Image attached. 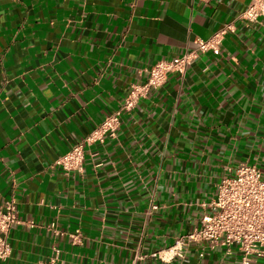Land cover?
<instances>
[{
	"label": "crops",
	"instance_id": "obj_1",
	"mask_svg": "<svg viewBox=\"0 0 264 264\" xmlns=\"http://www.w3.org/2000/svg\"><path fill=\"white\" fill-rule=\"evenodd\" d=\"M249 3L0 0V204L15 200L20 219L0 264H43L54 245L58 264H240L236 248L203 243L162 256L198 227L223 176L264 169V19L240 18ZM229 23L220 53L169 74L115 137L86 146L83 173L57 164L158 60Z\"/></svg>",
	"mask_w": 264,
	"mask_h": 264
},
{
	"label": "built area",
	"instance_id": "obj_2",
	"mask_svg": "<svg viewBox=\"0 0 264 264\" xmlns=\"http://www.w3.org/2000/svg\"><path fill=\"white\" fill-rule=\"evenodd\" d=\"M240 18L251 23L264 19V0H250ZM232 30L234 25L226 24L210 38H199L196 48L192 51L158 60L147 70L145 81L131 85L120 107L104 116L84 138L57 159V164L68 173H83L86 146L104 142L108 136L115 137L126 111L135 108L152 89L163 86L172 72L181 75L186 73L200 53H220L225 35ZM216 187L217 193L210 204L211 209L203 214L198 227L176 239L175 243L167 248L168 253L162 256L163 259L185 258L192 243H203L205 248L213 250L225 248L227 254H231L236 248L241 254L240 264H251L258 260L264 262V169L256 164L242 163L234 174L223 176ZM19 222L15 200L0 204V261L11 255L12 248L8 236L11 228ZM45 228L57 236L63 234L56 222L45 225ZM70 236L74 242H80L81 230L70 233ZM60 252L59 247L54 245L52 255L43 264H58Z\"/></svg>",
	"mask_w": 264,
	"mask_h": 264
}]
</instances>
